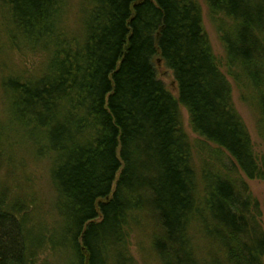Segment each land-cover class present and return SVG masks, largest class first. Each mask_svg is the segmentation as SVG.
<instances>
[{"label":"trees","instance_id":"1","mask_svg":"<svg viewBox=\"0 0 264 264\" xmlns=\"http://www.w3.org/2000/svg\"><path fill=\"white\" fill-rule=\"evenodd\" d=\"M207 2L264 142V0ZM43 162L51 200L22 188ZM246 180L264 165L198 0H0V264H139L134 241L144 264H264Z\"/></svg>","mask_w":264,"mask_h":264},{"label":"rangeland","instance_id":"2","mask_svg":"<svg viewBox=\"0 0 264 264\" xmlns=\"http://www.w3.org/2000/svg\"><path fill=\"white\" fill-rule=\"evenodd\" d=\"M202 12H203V23L205 32L208 35L211 48L213 51V54L215 55L218 64L221 67L222 72L227 76L233 91V105L235 109L237 110L238 114L242 118L244 124L247 127V130L249 132V135L251 137L254 152L256 155V158L258 159L259 163L261 165H264V142L262 138L259 136L258 132V116L255 112V109H253L252 106H250V102L248 100H245L244 92L245 89H241L239 84L233 79V77L229 74L227 62H226V54L225 49L223 46V43L221 41V37L217 28V25L213 18L211 17L209 10H208V2L207 0H198ZM23 60V61H22ZM29 60V61H28ZM21 63L25 64L27 63L29 67L32 66L33 63L38 62V58H28V59H21ZM156 70L159 79L166 85L167 89L174 94L175 96L178 95V88L176 81L174 79L173 73L168 70L160 60L156 63ZM243 90V91H242ZM181 115L183 119V128L185 133L187 134L191 145L194 148V156L198 157L200 154V143H202L201 139L197 134H195L191 128L190 118L188 115L187 110L184 107H180ZM203 144V143H202ZM213 150H216L217 148L214 146H211ZM205 152V151H204ZM217 154V153H215ZM201 159H205V157H201ZM207 159V158H206ZM195 163L197 166H200L199 159H195ZM216 164V163H215ZM44 165H46L44 162L40 164L37 168L31 169V172L35 173L34 177L31 179V181H25V184L22 185L23 189H26L27 191L31 193H35L38 196L45 195L47 200H51L54 196V194L50 190V183L48 181V178L46 176V170H44ZM6 170V168H4ZM38 174V175H37ZM13 179L12 177L10 178ZM22 180L21 182H23ZM250 192L253 195V197L260 203L261 211H262V225L264 228V181L263 180H246ZM22 184V183H21ZM138 241H134L132 253L135 256V259L138 261L139 264H144L142 254L140 253L137 245ZM66 259L65 257H55L52 260V264H65Z\"/></svg>","mask_w":264,"mask_h":264}]
</instances>
